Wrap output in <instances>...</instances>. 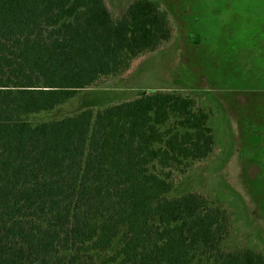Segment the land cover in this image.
Returning <instances> with one entry per match:
<instances>
[{
  "label": "trees",
  "instance_id": "1",
  "mask_svg": "<svg viewBox=\"0 0 264 264\" xmlns=\"http://www.w3.org/2000/svg\"><path fill=\"white\" fill-rule=\"evenodd\" d=\"M171 37L156 0L118 18L105 0H0V264H264L217 249L228 212L197 193L169 198L172 171L208 157L194 98L141 92L31 124ZM113 252L94 258L97 252Z\"/></svg>",
  "mask_w": 264,
  "mask_h": 264
},
{
  "label": "rangeland",
  "instance_id": "2",
  "mask_svg": "<svg viewBox=\"0 0 264 264\" xmlns=\"http://www.w3.org/2000/svg\"><path fill=\"white\" fill-rule=\"evenodd\" d=\"M131 1L105 0L114 18ZM156 1L168 13L167 42L134 59L124 73L103 77L25 119L35 125L86 107L96 111L143 91L194 98L209 114L213 149L183 172L173 170L174 187L166 196L206 197L229 216V231L217 249L252 248L264 255V0ZM206 257L201 264H212Z\"/></svg>",
  "mask_w": 264,
  "mask_h": 264
},
{
  "label": "flooded vegetation",
  "instance_id": "3",
  "mask_svg": "<svg viewBox=\"0 0 264 264\" xmlns=\"http://www.w3.org/2000/svg\"><path fill=\"white\" fill-rule=\"evenodd\" d=\"M263 158H264V156H263ZM262 163H264V161H263ZM260 167H261V166H260ZM261 168H262V167H261ZM261 168H260V170H261ZM260 170H259V171H260Z\"/></svg>",
  "mask_w": 264,
  "mask_h": 264
}]
</instances>
